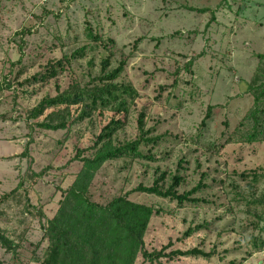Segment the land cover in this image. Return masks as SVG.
<instances>
[{
    "label": "rangeland",
    "instance_id": "374dc122",
    "mask_svg": "<svg viewBox=\"0 0 264 264\" xmlns=\"http://www.w3.org/2000/svg\"><path fill=\"white\" fill-rule=\"evenodd\" d=\"M81 47L84 56L69 58ZM260 54L264 0H0V80L11 82L0 93V116H6L0 117V227L20 244L15 256L0 246V264H41L48 245L44 227L82 167L77 151L93 145L110 117L94 114L69 130L53 131L38 127L42 117L28 119V111L43 97L100 74L107 56L110 68L126 60L119 81L132 83L141 95L118 141L137 137L141 111L150 135L162 139L142 147L154 159L107 161L91 186L93 199L105 203L128 193L160 208L145 235L151 251L170 240L172 249L215 251L155 264H264V244L254 245V238L260 245L264 241V205L251 203L264 193V178L251 187L242 175L264 171V142L240 141L252 131L246 117L264 83ZM65 56L68 64L57 78L31 80ZM209 107L212 116L203 125ZM162 172H168L169 182L176 174L185 177L180 192L207 173L208 186L195 194L205 202L178 205L135 191ZM136 264L151 263L140 254Z\"/></svg>",
    "mask_w": 264,
    "mask_h": 264
},
{
    "label": "trees",
    "instance_id": "16d2710c",
    "mask_svg": "<svg viewBox=\"0 0 264 264\" xmlns=\"http://www.w3.org/2000/svg\"><path fill=\"white\" fill-rule=\"evenodd\" d=\"M192 11L206 13L208 8L190 7ZM215 19V16L213 15ZM94 40L100 37L89 34ZM85 47L75 50L71 57L77 58L85 55ZM264 58V54L259 55ZM69 58L65 56L55 63H50L44 72L35 74L32 81H49L65 70ZM100 74L92 77L87 83L75 81L55 96H45L39 103L28 111V119H39L36 125L47 130H69L73 125L91 119L94 114L99 117L106 112L110 113L108 121L101 126L92 146L78 149L76 159L82 161L73 183L64 191L55 215L48 219L44 237L48 245L42 257L38 258L41 264H136L141 254L145 262L155 264L162 258L173 260L177 257L204 256L210 257L215 253L206 252L198 247L189 249H172L170 240L160 249L146 248L145 235L150 222L155 215L161 213L160 208L154 205L132 200L129 194L114 196L103 203L93 199L91 186L100 168L110 160L119 158L154 159L145 155L143 146L154 144L156 146L161 136H151L147 129V114L141 111L138 116V135L135 139L120 142L117 134L124 130L128 123L132 109L141 97L140 92L132 83L120 82L119 78L125 73L127 62L121 60L118 66L110 68L111 58L102 59ZM193 61L190 60L187 68L190 69ZM11 88V82L0 80V93ZM261 92L255 95V106L246 119L253 121L252 131L240 136L243 143L253 144L264 142V83L259 87ZM212 116V107L203 120V125ZM6 119L3 114L0 116ZM245 126V122H241ZM235 140V139H234ZM230 137L228 143L232 142ZM236 141V140H235ZM89 155H82L86 151ZM29 153V143L22 155ZM184 165V160L180 166ZM244 179L251 180V187L257 186L264 171L252 170L242 173ZM207 173L202 174L200 182L191 190L180 192L185 177L176 174L169 182L168 172H162L150 186L140 184L135 191L154 194L162 198L176 201L178 205L184 203L205 202L204 198L195 194L208 185L204 183ZM17 188L11 191L15 192ZM241 194V193H240ZM243 196V194H241ZM244 198V196L242 197ZM253 204L264 205V193L253 198ZM262 218L261 215H258ZM198 227H189L184 236H190ZM254 245L261 249L258 238H254ZM0 246L15 256L20 244L11 239L0 227Z\"/></svg>",
    "mask_w": 264,
    "mask_h": 264
}]
</instances>
